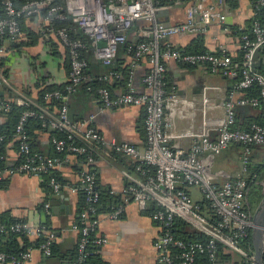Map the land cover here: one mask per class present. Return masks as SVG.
<instances>
[{
    "label": "built area",
    "instance_id": "1",
    "mask_svg": "<svg viewBox=\"0 0 264 264\" xmlns=\"http://www.w3.org/2000/svg\"><path fill=\"white\" fill-rule=\"evenodd\" d=\"M182 1L187 0H28L17 10L12 0H1L5 19L0 20V36L16 39L20 35L18 18L36 16L46 7L49 8L45 17L48 22L59 20L73 24L85 35L86 43L71 39L68 28L48 29L56 34L67 49L69 74L63 92L53 91L44 96L45 101H62L57 117L45 109L41 110L38 117L47 121L49 128L65 135L62 139H51L56 154L82 156L86 165H92L99 159L112 164L116 161L115 155L129 159L134 175L122 171L128 184L120 194L126 200L135 202L141 210H145L149 204L157 209L151 218L160 229V235L153 243L159 263L194 264L197 255L206 254L209 264H217L216 245L219 244L252 264L254 254L240 243L254 229L253 213L248 202L250 187L254 184L259 193L264 187L263 177L259 181L255 177L248 181L250 156L254 151L252 148L264 146V125L251 123L246 130L234 128V125L237 107L260 110L264 116V77L254 72L252 66L254 51L264 46V25L256 19L259 11L264 9V0L252 3L254 17L250 31L240 36V65L235 64L224 52L186 54L163 44L166 39L178 35H202L213 22H225V16L219 10L224 0H193L185 9L182 23L165 26L159 22V14L167 5ZM56 2L65 4V12L61 13V5H53ZM132 28H135L136 41L126 46V50L134 65L142 59L147 61L148 70L142 78L145 92L136 94L128 89L114 96L107 88H99L96 95L101 112L127 106L143 109L145 148L142 151L127 143L106 141L90 127L93 117L74 122L67 109L66 95L73 93L79 85L92 82L86 74L88 62L82 56L87 47H91L93 57L101 65L109 67L120 46L126 44L127 33ZM2 51L3 46L0 48ZM170 62L205 67L211 74L222 77L234 78L239 75L240 80L235 88L246 91L256 87L257 96H243L237 100L228 96L221 104L223 116L211 119L204 114L198 132L176 134L168 117V106L179 100L173 89H167L165 73ZM113 78H118V74L109 73L98 80ZM1 79L4 84L10 85L3 77ZM130 85L131 76L128 88ZM14 104L27 107L33 103L18 96ZM8 109L9 104L0 103V110ZM35 115L33 111L25 110L15 128L13 138L18 142V153L22 158L18 165L9 168L4 166L6 157L1 153L4 136L0 132V181L6 175L40 178L61 164L59 158L47 157L30 149L24 125L28 117ZM185 139L191 141L187 150L175 146L177 140ZM237 144L242 147L240 172L219 169L218 156L229 146ZM49 185L55 194L62 187L54 178L50 179ZM77 187L84 195V204L78 213V221H74L70 227L77 235V256L73 264H87L88 248L93 246L99 249L107 244L105 238L96 235L101 192L95 175L89 171L79 176ZM187 189H196L201 196L200 202H206L207 207L201 210L200 202L195 201ZM109 195L116 196L117 193L110 191ZM44 210L51 214L49 204L44 205ZM122 212L121 207L112 206L108 217L117 220ZM176 220L204 235L207 241L187 242L176 238ZM0 233L43 238L42 244L16 257L0 252V264H23L30 261L31 252L35 249L48 257L56 239L55 234L44 224L32 225L25 221L0 225Z\"/></svg>",
    "mask_w": 264,
    "mask_h": 264
},
{
    "label": "crops",
    "instance_id": "2",
    "mask_svg": "<svg viewBox=\"0 0 264 264\" xmlns=\"http://www.w3.org/2000/svg\"><path fill=\"white\" fill-rule=\"evenodd\" d=\"M15 1L21 5L27 0ZM192 1L167 5L159 14V22L165 26L182 23L185 9ZM61 6L63 13L65 4L61 3ZM219 10L224 14L225 22L223 24L213 22L209 26L207 32L201 35L202 46L207 52L214 54L224 52L235 58L241 51L239 33L247 30L254 17L252 3L251 0H224ZM49 28L55 27L40 12L30 19L23 20L19 37L12 43L4 44V51L0 52V69L7 72L4 79L10 84L9 86L4 84L0 75V98L4 101H13L15 97L23 96L35 104L40 92L67 83L69 74L67 49L54 32L48 31ZM134 30L135 28H132L128 31L126 44L120 46L109 67L101 65L93 57L91 47L82 54L88 62L86 74L92 80L107 76L112 69L128 67L131 85L126 89L110 87L109 90L114 96L128 89H132L136 94L145 92L142 78L148 70L147 61L142 59L134 65L125 49L136 41ZM67 31L71 39L87 42V38L77 26L69 24ZM196 36L178 35L166 39L163 44L183 52L188 49ZM4 59L7 60L5 65ZM261 59L264 61L262 53ZM165 79L167 85L179 98L176 104L168 106V117L176 134L186 131L198 132L204 114L207 118H219L223 116L221 104L228 96H232L233 100L244 96V93L237 90L236 85L229 79L211 74L205 67H190L178 62H170L166 66ZM107 81L110 84L113 79ZM204 97L205 102H203ZM100 108L101 104L95 94L85 95L79 90L69 98L68 114L72 121H84L93 117L90 127L100 133L106 141L127 143L141 151L145 148L142 108L127 106L110 108L103 112ZM259 111L248 107H237L235 122L244 125L247 123L244 121L247 117H255ZM48 113L57 117L55 108H49ZM4 122L5 117L0 115V125ZM54 133L55 131L49 127L33 131V144L36 150L47 157L55 156L51 145V136ZM16 142L11 138L5 144L4 154L8 166H14L20 158ZM174 144L177 148L187 150L191 141L177 140ZM241 148L237 144L224 150L217 158L218 168L231 173L240 172ZM115 159L112 164L99 159L89 166L78 157L70 155L64 157L59 167L54 170L63 181V186L57 194L49 186L42 187L43 179L39 177L21 175L4 177L0 182V223L14 220L25 221L32 225L45 224L56 235L54 244L58 253L55 258H45L35 249L31 252L30 261L23 264H70L71 258L64 254L74 253L77 245V235L70 230V227L77 217L81 203V194L76 189L78 179L86 171L95 175L101 194L107 197L104 208L101 205L96 230L97 236L107 240L104 247L96 250L99 264H164L158 262V253L153 247V243L160 235L158 225L151 218L154 207L149 204L145 210H141L135 202L121 196L122 189L128 184V179L122 171L128 175L133 174V171L129 159L117 155ZM72 189H75V192H72ZM110 191H115L117 195L110 196ZM187 192L195 201H201L196 189H187ZM111 198L113 204H109ZM46 204L50 205L51 214L45 212ZM112 206L123 209L122 215L117 220L108 217ZM184 233L191 234L194 231L184 226ZM38 238L35 236L15 237L13 240L4 238L0 240V251L6 249L7 245L11 244L10 241L16 242L20 249H33ZM244 260L223 247L217 254V264H244Z\"/></svg>",
    "mask_w": 264,
    "mask_h": 264
},
{
    "label": "trees",
    "instance_id": "3",
    "mask_svg": "<svg viewBox=\"0 0 264 264\" xmlns=\"http://www.w3.org/2000/svg\"><path fill=\"white\" fill-rule=\"evenodd\" d=\"M27 1L21 3V5H20V4H17V2L15 0H12L13 4H14V6H15V8L17 10L24 3H26ZM254 1L255 0H251V3H253ZM53 5L54 6H60L61 2H56ZM48 10H49V8L46 7V8L41 9L39 11V13L40 12L43 13V15L46 17L47 14H48ZM30 18H32V17H27V18L20 17V18H18V26H19V29H20V33H21L23 20L30 19ZM2 19H5V13L3 11L2 2L0 0V20H2ZM256 19L261 24L264 25V9H261L259 11V13L257 14ZM52 24L54 25L55 29L56 28L57 29L68 28V26H69V24L67 22H63V21H59V20H54L52 22ZM134 27H136V25ZM250 27H251V24L247 28V30L240 32L239 36H241L243 34H248L249 31H250ZM73 34H72V36H73ZM201 40H202V36L201 35H197L196 38L194 39V41L188 47V49L183 51V52H181V53L200 54V53L207 52L203 48ZM13 41H14V39H10L7 36H0V48L2 46H4L5 43H12ZM87 46H88V44H87ZM15 48H19V47L15 46ZM88 49H89V46L87 47L86 50H88ZM125 49H127V47H125ZM262 54L264 55V51L262 52ZM232 59L235 62V64L240 65L241 60H242V52L240 51V53L235 58H232ZM5 61H7V60L4 59V61H3L4 65L6 63ZM67 68H68V66H67ZM256 72L264 77V63H261L258 66ZM110 73L118 74V78H113V82L110 83V84L107 83L108 81H101V80L96 79V80H92L91 83H83V84L79 85L75 89V91L73 93H71L70 95H66L65 94L68 97L67 109H69V98H71V96L73 94H75L76 92H78L79 90H81L82 93H84L85 95L86 94H95L96 95V91L99 88H107L109 90L110 87H114V86L118 87V88H124V89H126L128 87L129 79H130V74H129L130 71L128 70V67H125V68H122V69H114V70L112 69L110 71ZM6 74H7L6 71H3V69L2 70L0 69V75L3 78L6 77ZM224 78L229 79L234 85H236L239 82V80H240V76L239 75L235 76L234 78H229V77H224ZM64 87H65V85H63L61 87L49 88V89H46V90L40 92L38 94L37 98H36L35 104H31L30 106H27V107H17L14 104V100L8 102V101H4L3 99L0 98V103L9 104V109L7 111L0 110V115L5 117V122L0 125V132L4 136V141H3V144H2L1 153L4 156H5V154H4L5 144L7 143V141H9V140H11V138H13V135H14V132H15V128H16V126L18 124V121H19L21 115L23 114V112L25 110H31V111H33L36 114L35 116L27 118L26 123L24 125V131H25V134L27 136V143H28L30 149L32 151L36 152V153H40L39 151L36 150V148H35V146L33 144V137H34L33 131L40 130L42 128H48V123H47V121H44L43 119H40L38 116H39V114H41V112H42L41 110L42 109H45V110L48 111L49 108L51 109V107H52L53 109L55 108L57 110V112H58V110L62 106V101L61 100L50 99L49 101H45L44 100V96H45V94L53 92V91L63 92ZM167 89H170V87L168 85H167ZM241 92H243L244 96L247 97V98L248 97H256L257 96V88L256 87H253V88H251L249 90L241 91ZM244 121H246L247 123H245L244 125H239V124L236 123L234 125V128L241 129V130H246L248 128L249 124H251V123H257L259 125H264L263 112L259 111V112H257V115H255V117H252V118L247 117V119L244 120ZM64 137H65V135L63 133L55 131L54 135L51 136V139L52 138L62 139ZM16 148H17V151H18V142H16ZM252 150H254L253 151L254 153H252V155L250 156V164H249V168H248V171H249V176L248 177H250V179H248V181H250L252 179V177H255V179L257 181H259L264 175V146L263 147H255L254 149L252 148ZM53 151H54V149H53ZM54 153H55V151H54ZM70 156L78 157L79 159H81L85 163V159L82 156H77V155H70ZM64 157H65V154H56L55 153V156L53 158H59V159L62 160ZM21 161H22V158H19L18 162L15 165H18ZM4 166L8 167V168L9 167H13V166H8L7 160H6L5 164H4ZM40 178L43 179L42 187L44 186V188L49 186V188L51 189V187L49 185V181H50L51 178H54L61 186H63V181L56 175L55 171H52L51 173H49L47 175H41ZM1 181H3V179ZM98 189H99V187H98ZM77 190L81 194V203H80L79 210L77 212V216H78V213H79L80 209L82 208V206L84 204V195H83L82 191L78 189V187H77ZM105 198H107V197L104 196L103 194H101V201H100V205H99V208H98V214L101 213V205L103 206V208L105 206V203H106ZM259 201H260V193H259L258 187L255 186L254 184H252L251 187H250V192H249V196H248V202H249V205H250L252 213L254 212V210H255L256 206L258 205ZM113 203H114V201H112V198L109 199V204H113ZM200 205H201V210H203L205 207H207V204L204 201L200 202ZM156 210L157 209L154 207V210H153L152 213H154ZM152 213H151V215H152ZM76 221H78V217H76L75 222ZM14 222H17V221H14V220H12V221H10V220L9 221H4V222L0 223V225H8V224H11V223H14ZM45 226L49 229V227L47 225H45ZM184 226L185 225L181 221H178V220L175 221L174 235H175L176 238L182 239V240L187 241V242H204L205 243L207 241V238L204 235H201V234H199L197 232H194V233H191V234L190 233L189 234H185L184 233ZM50 231H52V230H50ZM15 237H24V236L23 235L1 234L0 233V240H2L4 238L5 239H9V240H13V238H15ZM54 242L52 243V245L50 247V251H51L50 253L51 254L48 257H45V258L51 259V258H55L57 256L58 252H57V249L55 248L56 246H55ZM10 243L11 244L7 245L6 249H2L0 252L5 253V254H7L9 256L16 257L19 254L24 253L27 249H29V248L20 249L17 246V243L14 242V241H10ZM42 243H43V238L39 237L37 243L34 245L33 248H36L37 246H39ZM240 244H241V246L244 249H246L250 253H253V246H252V242H251V232L248 234V236ZM76 248H77V245L75 247L74 253L71 252V253H68L67 255L64 254L68 258H71L70 264H73L74 260L76 259V256H77V249ZM221 249H222V246L217 244L216 245V251H217L216 256L221 251ZM96 250H97V248H95L93 246H90L88 248L89 256H88V259H87V264H99L98 257L96 255ZM244 261H245L244 264H250L247 260H244ZM246 261H247V263H246ZM194 264H209L207 255L206 254L197 255L195 257Z\"/></svg>",
    "mask_w": 264,
    "mask_h": 264
},
{
    "label": "water",
    "instance_id": "4",
    "mask_svg": "<svg viewBox=\"0 0 264 264\" xmlns=\"http://www.w3.org/2000/svg\"><path fill=\"white\" fill-rule=\"evenodd\" d=\"M264 46L257 48L252 56L253 71L256 72L258 66L264 63L261 59V53ZM254 229L251 233V242L253 246L254 261L252 264L264 263V187L260 190V201L253 213Z\"/></svg>",
    "mask_w": 264,
    "mask_h": 264
},
{
    "label": "rangeland",
    "instance_id": "5",
    "mask_svg": "<svg viewBox=\"0 0 264 264\" xmlns=\"http://www.w3.org/2000/svg\"><path fill=\"white\" fill-rule=\"evenodd\" d=\"M240 162H241V160H240ZM263 178H264V176H263ZM263 180V179H262ZM254 213V212H253Z\"/></svg>",
    "mask_w": 264,
    "mask_h": 264
}]
</instances>
